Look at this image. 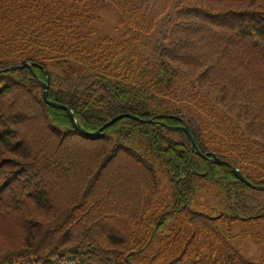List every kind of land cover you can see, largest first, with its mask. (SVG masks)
I'll list each match as a JSON object with an SVG mask.
<instances>
[{
    "label": "trees",
    "instance_id": "1",
    "mask_svg": "<svg viewBox=\"0 0 264 264\" xmlns=\"http://www.w3.org/2000/svg\"><path fill=\"white\" fill-rule=\"evenodd\" d=\"M109 5L123 38L94 41ZM48 75L89 132L144 121L84 137ZM182 120L264 185V0H0V264H264L222 229L264 243V191ZM213 188L224 209L192 206Z\"/></svg>",
    "mask_w": 264,
    "mask_h": 264
},
{
    "label": "rangeland",
    "instance_id": "2",
    "mask_svg": "<svg viewBox=\"0 0 264 264\" xmlns=\"http://www.w3.org/2000/svg\"><path fill=\"white\" fill-rule=\"evenodd\" d=\"M99 16L101 17V20H98L93 24L94 41H98L103 36H109L116 40L123 38L125 28L120 25V14L114 5H109L101 9ZM157 37L158 34L155 33L150 35L148 38H145L144 42L147 46H150V49L147 51L146 47L144 48L146 52H150V50L154 47ZM47 65L52 72L63 74L65 76L69 75L68 73L70 72L77 75L86 73L85 68L73 60L57 59L49 61ZM192 206L196 208L212 206L221 211L224 209V199L222 198L220 192L213 188L211 192L205 196L201 198L195 197L192 202ZM222 229L224 234L231 239L230 242L234 251L241 252L244 257L254 262H259L261 258L264 257V243L259 242V240H254L253 238L240 239L239 237H236L240 232L248 229L247 226L243 225V223L237 222L230 226L222 224ZM1 242L2 241L0 240V243ZM3 242H6V240H3Z\"/></svg>",
    "mask_w": 264,
    "mask_h": 264
},
{
    "label": "water",
    "instance_id": "3",
    "mask_svg": "<svg viewBox=\"0 0 264 264\" xmlns=\"http://www.w3.org/2000/svg\"><path fill=\"white\" fill-rule=\"evenodd\" d=\"M24 67H30L31 68V65L25 61L23 63V65L20 67V68H24ZM19 67H13L11 69H17ZM45 90H44V99L46 100V102L50 105H53V106H56L60 109H64L68 112V115L70 117V119L72 120V123L74 124V126L82 133V135L84 136H88V137H93V136H98L101 134V132H103L106 128H108L109 126H111L112 124L116 123L118 120L122 119V118H125V117H133V118H136L138 119L137 117L131 115V114H122V115H119L117 116L116 118L112 119L110 122H108L107 124H105L101 129H99L97 132H94V133H90L88 131H86L83 127H81L76 119V116H75V113L73 112V110L63 104H59V103H55V102H52V101H49L48 100V88H49V83L47 84H43ZM181 129H183L189 136L190 138V141H191V144H192V147L193 148H196L197 150V153L204 157V158H208L209 154H206V155H203L199 149H197V146H196V143H195V140L194 138L192 137L191 133H190V130L188 128L187 125L181 127ZM211 155V160L217 164H221V165H227L229 166L233 172L235 173V175L237 176V178L239 180H241L242 182H244L246 185H248L249 187L253 188V189H256V190H264V186H258V185H255V184H252L250 181H248L241 173V171L234 167L233 165L229 164L228 162L224 161V160H221L219 159L215 154H210Z\"/></svg>",
    "mask_w": 264,
    "mask_h": 264
}]
</instances>
